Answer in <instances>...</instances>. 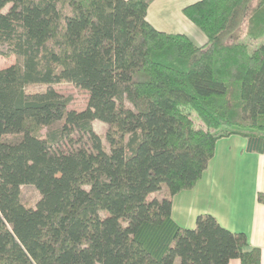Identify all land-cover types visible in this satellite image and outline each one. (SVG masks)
<instances>
[{
	"label": "trees",
	"instance_id": "obj_1",
	"mask_svg": "<svg viewBox=\"0 0 264 264\" xmlns=\"http://www.w3.org/2000/svg\"><path fill=\"white\" fill-rule=\"evenodd\" d=\"M155 1L0 0V54L22 59L0 68V264H261L245 233L212 215L182 228L172 207L219 140L264 154V0L185 7L204 45L157 29ZM61 83L88 107L69 110ZM75 129L92 151L49 154Z\"/></svg>",
	"mask_w": 264,
	"mask_h": 264
},
{
	"label": "crops",
	"instance_id": "obj_2",
	"mask_svg": "<svg viewBox=\"0 0 264 264\" xmlns=\"http://www.w3.org/2000/svg\"><path fill=\"white\" fill-rule=\"evenodd\" d=\"M170 1L175 0H156L149 8L148 20L161 31L185 34L193 40L189 30L183 28L171 32L157 26L155 17H150L154 6ZM198 1L183 4L174 11L181 23L186 25L189 21L184 17L183 9ZM191 33H195L193 29ZM203 41L200 45L206 44L207 37ZM246 147L247 140L241 136L219 140L215 157L203 178L192 190L183 191L174 197L172 217L180 227L194 229L199 216H214L226 229L234 233H245L249 245L261 249V264H264V203L259 201V194H264V154L247 152ZM229 264L241 262L231 260Z\"/></svg>",
	"mask_w": 264,
	"mask_h": 264
},
{
	"label": "rangeland",
	"instance_id": "obj_3",
	"mask_svg": "<svg viewBox=\"0 0 264 264\" xmlns=\"http://www.w3.org/2000/svg\"><path fill=\"white\" fill-rule=\"evenodd\" d=\"M189 2H193V0H175V1H170L167 4H161L158 5L157 7H153L152 12L150 13V17L153 18L155 17L154 20L157 22V26L165 28L171 32L179 31V30H189V34H191L194 42L198 45L201 44V42L204 39L206 40V35L194 24L189 22L186 18L184 21H188L187 23L191 24H186L184 25L183 23L180 22L179 16H176L174 11L181 5L183 4H189ZM8 10V7L4 10L6 12ZM185 17V16H184ZM194 25V26H190ZM184 26L191 27L187 29ZM194 27V28H192ZM184 28V29H183ZM195 33H191V30ZM201 38V39H199ZM16 63H22V59L19 56L16 55H10V56H2L0 54V68L5 69L8 68ZM56 91L59 93L65 95L66 97H69L71 99L70 104L68 105L69 110H76V111H81L85 110L88 107L89 104V92L83 88H80L72 83H61V84H55L52 86ZM47 86L45 85H30L27 86L28 90H45ZM193 119L196 122V124H200V120L198 117L194 114ZM60 124L55 125L54 127H58ZM93 128L95 132L100 135L103 140L106 134V131L108 129V125L102 121L95 120L93 122ZM47 131V130H46ZM74 141H69V140H63L60 143L54 145L49 149V154H64V153H70V152H75L80 149H84L87 151H92V142L90 139V136L88 134L82 133L79 129H75L74 131ZM106 145V143H105ZM107 146V145H106ZM40 199V193L38 190L31 185H25L22 186V200L29 206L35 207L36 203Z\"/></svg>",
	"mask_w": 264,
	"mask_h": 264
}]
</instances>
